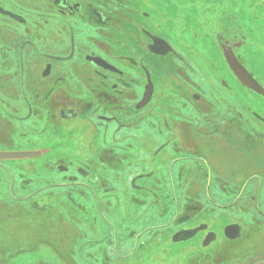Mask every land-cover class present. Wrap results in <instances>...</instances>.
Returning a JSON list of instances; mask_svg holds the SVG:
<instances>
[{"label":"flooded vegetation","instance_id":"af4514ba","mask_svg":"<svg viewBox=\"0 0 264 264\" xmlns=\"http://www.w3.org/2000/svg\"><path fill=\"white\" fill-rule=\"evenodd\" d=\"M187 1L0 0V264H264V0Z\"/></svg>","mask_w":264,"mask_h":264},{"label":"rangeland","instance_id":"374dc122","mask_svg":"<svg viewBox=\"0 0 264 264\" xmlns=\"http://www.w3.org/2000/svg\"><path fill=\"white\" fill-rule=\"evenodd\" d=\"M214 1L215 0H197V2H194L192 5L193 0H190V1H187L184 9L186 12L194 10L195 8L201 9V6L211 5ZM232 1L234 2V1H238V0H232ZM241 2H243V0H241L239 4H242ZM238 13L240 14V17L245 19L247 14L249 13V11L245 8V9H242L241 11H239ZM259 73L264 75V66L263 65L260 66ZM67 189H70V188H67ZM58 202L59 203L57 205H59L60 210L56 204L53 206V209L55 207H57L56 211H59V214H60V215H56V218H57L56 220L58 222V228H61L60 231H58L59 232L58 233L59 245H57V246H58V248H61L62 253H64L65 250H66L65 254L69 253L71 250H73V252H75V249L78 246V243H76V239L74 237V232H73L71 201H65V199L59 198ZM66 206H67V208H66ZM78 219H79V221H82L81 219H85V217H83L82 215H79ZM49 220H50V222L55 223L54 222L55 216H52L51 219H49ZM45 222L47 223V221H45ZM65 223H66V225H65ZM57 246H53L50 248L53 249V251H55V250L57 251ZM56 253L59 254V251H57ZM65 261H69V260H65ZM76 264H77V262H76Z\"/></svg>","mask_w":264,"mask_h":264},{"label":"water","instance_id":"95a60500","mask_svg":"<svg viewBox=\"0 0 264 264\" xmlns=\"http://www.w3.org/2000/svg\"><path fill=\"white\" fill-rule=\"evenodd\" d=\"M238 4L239 3H237L236 1H234L231 4L234 6L231 8V12H230V18H232L231 22H233V24L234 23L236 24V28H238V29L244 28L246 30V27H245V19L246 18L243 19L242 17H240V14L238 13L243 8L241 5L238 6ZM204 6H207V5H204ZM204 6H201V8ZM209 7H211V6H208L207 8H209ZM224 17H219L218 20L220 21V23H224L226 21L224 19V22H223L222 19ZM218 20H216V21H218ZM216 21H214V23ZM212 25L209 27H212ZM220 26L222 27V25H220ZM221 27H219L220 30H221ZM210 31H215V30L210 28ZM204 36L205 37L203 38V40H201L200 44L205 49H207V48L211 49L212 48V51L214 52V48H218V43H217L218 40L215 39L214 33H212L211 35H204ZM178 43H180V42H178ZM226 44L229 47V44L228 43H226ZM222 51H223L224 60L227 62L230 72L232 73V75L236 79L238 78L240 80L241 85L244 86L245 88H247V90H251L253 92H260V90H262V88L257 84V82H255L252 79L249 72H247L244 69V67L240 64V62L237 61V59L235 58V56H234L233 52L230 50V48H226L225 50L222 49Z\"/></svg>","mask_w":264,"mask_h":264}]
</instances>
